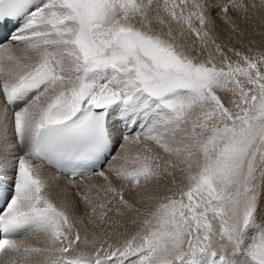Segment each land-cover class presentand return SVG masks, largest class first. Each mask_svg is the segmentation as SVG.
Returning a JSON list of instances; mask_svg holds the SVG:
<instances>
[{"label":"snow or ice","instance_id":"1","mask_svg":"<svg viewBox=\"0 0 264 264\" xmlns=\"http://www.w3.org/2000/svg\"><path fill=\"white\" fill-rule=\"evenodd\" d=\"M0 264H264V0H0Z\"/></svg>","mask_w":264,"mask_h":264},{"label":"bare ground","instance_id":"2","mask_svg":"<svg viewBox=\"0 0 264 264\" xmlns=\"http://www.w3.org/2000/svg\"><path fill=\"white\" fill-rule=\"evenodd\" d=\"M257 39H259V37H257ZM54 171V170H53ZM57 175H59V173H56Z\"/></svg>","mask_w":264,"mask_h":264}]
</instances>
